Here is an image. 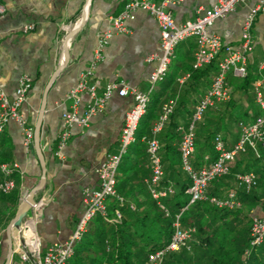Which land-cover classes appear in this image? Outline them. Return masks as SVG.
Wrapping results in <instances>:
<instances>
[{"label": "crops", "instance_id": "obj_1", "mask_svg": "<svg viewBox=\"0 0 264 264\" xmlns=\"http://www.w3.org/2000/svg\"><path fill=\"white\" fill-rule=\"evenodd\" d=\"M153 1L159 4L158 0ZM257 1L239 2L232 13L208 28V34L237 46L243 19ZM125 3L126 0H0L5 9L0 18V90L12 100L20 76L28 75L32 80L27 99L20 107L24 126L9 121L3 135L10 147L12 162L17 165L18 204L40 181L38 152L44 162V185L33 195L34 201H43L36 224L43 248L69 239L84 209L83 190L98 187L95 168L107 155L118 150L124 116L133 105L129 94L120 97L114 92L103 109L91 117L86 128H69L70 137L61 148L58 138L63 129L62 114L73 111L74 102L67 96L68 91L89 66L98 34L112 28V18ZM213 3L214 0H182L168 6L167 10L179 25L194 20ZM123 25L124 31L113 34L108 40L101 62L87 80V85L94 87L96 97H101L104 87L110 83L122 82L128 88L148 91L154 63L146 59L159 50L157 23L145 11L137 10L134 18ZM27 26L32 29L24 31ZM252 34L254 48L248 58L247 71L252 85L260 82L263 90L264 8L256 16ZM192 42L193 39H188L178 44L168 69L180 84L187 76L186 65L191 62L187 48ZM190 51L193 58L195 48ZM200 89L201 98L207 88ZM78 98L75 111L81 115L93 98L85 92L79 93ZM236 101L237 110L247 105L238 92ZM24 127L30 129L28 142H25ZM263 210L264 201L250 209L249 214L260 215ZM0 236L4 243L1 264L6 259V249L4 233ZM11 237L13 249L15 230ZM16 263L17 257L13 255L10 264Z\"/></svg>", "mask_w": 264, "mask_h": 264}, {"label": "trees", "instance_id": "obj_2", "mask_svg": "<svg viewBox=\"0 0 264 264\" xmlns=\"http://www.w3.org/2000/svg\"><path fill=\"white\" fill-rule=\"evenodd\" d=\"M194 48V42L188 44L187 53L191 56V62L186 65L184 82L180 84L170 71L150 92L134 140L120 158L115 191L122 201L111 197L106 203L107 219L115 218L116 210L120 213V219L115 222L95 216L64 264H145L152 251L169 241L175 216L188 203L186 190L191 185L190 176L182 168L179 143L194 106L203 97L200 98V88H207V91L217 73L216 61L196 70L192 68L190 50ZM226 83L228 99L208 107L194 126L195 150L191 163L196 171L216 159L217 153L213 147L216 135H220L225 145L231 148L238 140V123L251 121L259 114L248 71L243 78L228 74ZM236 92L247 104L241 111L237 110ZM169 100L175 102L172 111L160 131L153 135L152 128L159 119L162 106ZM152 137L158 143L157 154L162 169L156 189L166 190L170 187L173 190L159 200L167 213L159 207L148 189L151 168L143 138ZM11 162L10 147L6 145L3 132H0V166ZM248 172H253L257 180L255 187L246 191L244 186L237 184L236 175ZM9 179L14 181V188L9 193L0 190L1 234L13 218L19 199L17 171L5 176L0 170V184ZM231 192L240 207H218L210 201L212 198L223 200ZM263 201L264 147H258V156L246 148L235 158L227 175L208 184L205 199L195 202L181 213L182 226H193L196 232L189 249L181 248L166 254L162 264H264V241L256 247L250 246L249 214L250 209ZM3 244L0 243V256Z\"/></svg>", "mask_w": 264, "mask_h": 264}, {"label": "built area", "instance_id": "obj_3", "mask_svg": "<svg viewBox=\"0 0 264 264\" xmlns=\"http://www.w3.org/2000/svg\"><path fill=\"white\" fill-rule=\"evenodd\" d=\"M156 4L153 0H126L123 9L112 18V28L98 34L97 45L94 50L89 66L82 73L80 81L72 87L67 96L73 99V111L62 114L63 129L59 134L58 147H63L70 137L69 128L77 126L84 129L92 116L103 109L104 104L110 96L116 92L118 96L123 97L131 95L133 105L126 112L119 136V146L115 154H109L95 168V174L98 179L96 189L85 188L82 192L83 212L79 217L75 229L68 240L62 243H54L46 248L42 247L41 241L36 232L43 201H34L33 206L28 211L30 214L22 220L21 224L15 230V241L12 256L17 257L16 264H64L73 253V248L87 229L88 224L95 216H101L108 221H118L120 213L115 211V218L107 219L106 203L109 198L117 196L115 191L117 166L122 154L127 146L134 140V134L140 118L143 116L148 103L149 94L153 88L165 78L172 59L174 58L175 48L181 42L193 39L195 51L193 54L192 68L194 70L216 61L217 73L214 76L209 89L203 97L194 106L187 128L183 131L179 143L182 168L188 173L191 179V185L186 190L189 195L188 203L181 208L175 216L172 224L173 232L169 241L162 247L152 251L145 264H162L166 254L179 251L181 248L189 249L190 241L195 234V227H183L180 222V215L189 206L197 201L205 199V192L208 184L216 179L227 175L237 156L250 148L258 156V147H264V89H261V83L254 85V103L258 107L259 114L247 122H239V136L236 143L228 148L222 137L216 135L213 139V147L216 151V159L207 167L200 170H194L192 159L194 157V126L199 122L208 107L215 103L226 101L229 97V88L226 83V76L232 74L234 77L243 78L247 74L248 58L254 48L253 26L256 16L264 8V0H258L251 6L245 15L241 30L240 40L237 46L223 43L222 39L216 35L208 34V28L218 19L227 16L235 10L236 5L242 0H214L212 7L204 9L194 20L186 21L177 25L168 6L177 5L182 0H158ZM137 10L145 11L157 23L160 35L159 50L147 57L148 63H154V67L149 75V88L147 92H140L135 88H128L124 83H110L104 87L101 97L95 96L93 86L87 85V80L92 76L97 65L103 58V50L108 40L115 33L124 31V22L132 20ZM4 6L0 5V18L4 15ZM32 29L27 26L24 31ZM260 69L263 66L260 65ZM32 80L28 75H22L17 81L14 97L9 100L7 95L0 90V132H3L9 121H16L24 126V120L20 114V107L26 101L28 92L31 88ZM87 93L93 98V101L86 107L81 115H78L75 108L79 101V93ZM174 100H169L163 104L159 119L152 128L155 135L160 131L167 116L171 113L174 106ZM25 133V142L30 140V129L23 128ZM146 150L150 159L151 178L148 183L149 192L159 207L165 212L163 205L159 202L160 198L172 193V188L166 190L156 189V185L162 177L160 159L158 157V143L154 137L144 139ZM1 172L5 176H10L12 172L17 171L15 163L2 164ZM257 177L253 172L237 174L236 182L244 186L246 191L256 185ZM14 188V181L9 179L0 184V190L3 193H9ZM218 207L234 208L240 207V203L235 199L233 192L229 193L223 200H210ZM167 213V212H166ZM264 241V210L260 215L251 216L250 224V246L256 247ZM2 241L0 240V243Z\"/></svg>", "mask_w": 264, "mask_h": 264}, {"label": "water", "instance_id": "obj_4", "mask_svg": "<svg viewBox=\"0 0 264 264\" xmlns=\"http://www.w3.org/2000/svg\"><path fill=\"white\" fill-rule=\"evenodd\" d=\"M38 126H39V122L36 126V131H38ZM35 142H36V149L38 151L37 140ZM38 156H39V160H40V164H41V170H42L41 178H40L38 185L34 189H32L31 191L27 192L25 194L24 198L19 202V204L16 207L15 214H14L13 218L9 221V223L7 224V226L4 230L6 259H5L3 264H10V262H11L12 252H13L12 237H11L12 230L19 227L22 220L26 217L28 211L30 210V208L34 204L33 195L36 192H38L39 190H41V188L44 185V180H45L44 162L42 160V157L39 155V152H38Z\"/></svg>", "mask_w": 264, "mask_h": 264}, {"label": "rangeland", "instance_id": "obj_5", "mask_svg": "<svg viewBox=\"0 0 264 264\" xmlns=\"http://www.w3.org/2000/svg\"><path fill=\"white\" fill-rule=\"evenodd\" d=\"M1 264H3V263H1Z\"/></svg>", "mask_w": 264, "mask_h": 264}]
</instances>
